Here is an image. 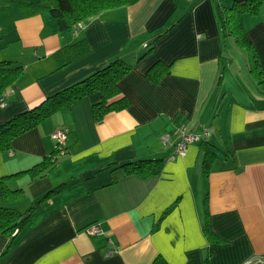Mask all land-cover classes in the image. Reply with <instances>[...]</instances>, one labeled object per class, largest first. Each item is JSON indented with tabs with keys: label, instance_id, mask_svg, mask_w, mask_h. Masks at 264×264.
Returning <instances> with one entry per match:
<instances>
[{
	"label": "crops",
	"instance_id": "1",
	"mask_svg": "<svg viewBox=\"0 0 264 264\" xmlns=\"http://www.w3.org/2000/svg\"><path fill=\"white\" fill-rule=\"evenodd\" d=\"M36 1L0 0V62L23 68L4 95L0 126L115 59L132 66L119 82L129 106L95 123L100 95L86 96L0 152L1 179L48 157L53 131H68L47 173L7 182L23 191L10 205L19 213L63 188L31 210L10 241L0 235V264H204L207 255L210 264H242L264 257V94L245 52L222 37L219 7L235 0H130L70 31H59L47 11L30 14L27 5ZM243 28L264 73V0L256 15L243 17ZM82 40L88 53L58 69L56 53ZM158 62L168 72L153 84L146 73ZM181 125L206 130L215 154L207 177L200 142L169 160L172 148L160 137ZM145 160H161V173L125 175L127 165ZM204 200L214 242L202 230ZM92 224L101 235L84 232Z\"/></svg>",
	"mask_w": 264,
	"mask_h": 264
},
{
	"label": "trees",
	"instance_id": "2",
	"mask_svg": "<svg viewBox=\"0 0 264 264\" xmlns=\"http://www.w3.org/2000/svg\"><path fill=\"white\" fill-rule=\"evenodd\" d=\"M262 1L235 0L229 8L220 6L219 10L221 13L220 28L223 39L232 41L239 49L245 52L248 74L258 91L264 94V73L256 51L243 28V17L245 15H256L259 12ZM129 3L130 0H37L27 6L30 9V14L47 11L59 31H70L78 24L84 23L94 16L109 10L125 7ZM88 51L89 46L84 40L62 48L56 53L58 69L74 62L87 54ZM131 69V65L115 59L106 66L95 70L84 79L47 97L33 109L12 117L0 126V152H8L16 138L36 128L50 116L63 109L70 108L86 96L95 93L100 95V100L92 106V119L95 123L100 122L109 113L126 110L129 106V101L122 95L119 82ZM22 71L23 68L21 66L0 62V98L17 81ZM167 72L168 65L158 62L147 71L146 79L150 83L156 84ZM200 148L203 153L202 173L204 177H207L215 154L205 144V140L200 142ZM57 160V153L54 151L32 168L0 179V235L10 241L26 225L30 211L63 188V185H60L58 188L47 192L26 212L19 213L11 208L10 205L23 198V191L19 189L10 190L7 182L22 175H29L32 180L42 177L56 164ZM161 171V160H145L127 165L125 175L146 178L157 176ZM204 213L206 218L202 228L203 234L208 242H214L217 239L208 226L206 200H204ZM9 247L10 244H8L7 248ZM204 264H210L209 255L206 256Z\"/></svg>",
	"mask_w": 264,
	"mask_h": 264
},
{
	"label": "built area",
	"instance_id": "3",
	"mask_svg": "<svg viewBox=\"0 0 264 264\" xmlns=\"http://www.w3.org/2000/svg\"><path fill=\"white\" fill-rule=\"evenodd\" d=\"M192 1V0H188ZM4 95L0 98V107H4L5 103L3 101ZM68 131L65 128L56 129L51 134V139L55 143V150L58 154L62 153L64 151V140L66 138ZM172 136L175 137V140H172ZM207 137V132L204 130L201 134H197L191 130H188L186 126L181 125L178 128L174 130V132L170 134H163L160 137V142L164 147H170L172 148V153L169 156V160L173 161L177 158H183L186 153L187 149L191 144L199 143L203 139ZM84 232L90 236H99L101 235V230L97 224H92L84 230ZM108 244H111L110 241H108ZM113 253L112 250H109L106 252V256H111ZM242 264H264V257L263 256H254L246 261H244Z\"/></svg>",
	"mask_w": 264,
	"mask_h": 264
},
{
	"label": "rangeland",
	"instance_id": "4",
	"mask_svg": "<svg viewBox=\"0 0 264 264\" xmlns=\"http://www.w3.org/2000/svg\"><path fill=\"white\" fill-rule=\"evenodd\" d=\"M238 66V65H237ZM240 69H241V73H243V75H244V73H245V77H247L248 78V76H247V71L245 70V67H244V65L243 64H241V66H240ZM249 79V78H248ZM11 207V206H10ZM12 208V207H11Z\"/></svg>",
	"mask_w": 264,
	"mask_h": 264
}]
</instances>
